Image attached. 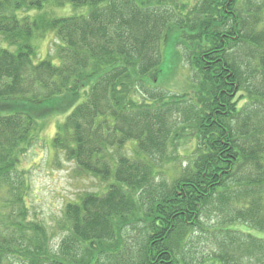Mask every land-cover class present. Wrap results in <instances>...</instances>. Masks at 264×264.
<instances>
[{"label": "trees", "instance_id": "1", "mask_svg": "<svg viewBox=\"0 0 264 264\" xmlns=\"http://www.w3.org/2000/svg\"><path fill=\"white\" fill-rule=\"evenodd\" d=\"M67 5L74 13L63 12ZM49 33L59 49L36 60V41ZM0 35V191L9 211L0 205V229L7 226L0 264H15L17 252L24 264H81L59 257L76 259L85 244L95 251L86 264H193L189 228L217 214L228 220L216 232L231 244L206 264H264V0H0ZM170 35L185 48L182 65L201 73L200 91L182 106L183 94L155 84ZM35 106L46 110L38 115ZM67 109L52 148L108 188L73 205L74 234L54 252L37 237L39 224H27L26 183L10 187L5 178L19 173L22 151L41 140L43 119ZM186 129L197 143L188 168L156 181L159 165L171 161L169 144ZM128 142H137L134 156L106 158ZM148 191L156 194L145 203L153 222L143 221L149 226L132 253L117 222L131 212V196ZM115 232L124 252L106 246Z\"/></svg>", "mask_w": 264, "mask_h": 264}, {"label": "rangeland", "instance_id": "2", "mask_svg": "<svg viewBox=\"0 0 264 264\" xmlns=\"http://www.w3.org/2000/svg\"><path fill=\"white\" fill-rule=\"evenodd\" d=\"M47 8L50 11H55V6H53L52 3L47 5ZM80 11L86 12L87 10L85 8H80L78 12ZM63 12L68 15L74 13L71 9V5H67ZM2 43L3 38L0 35V48ZM60 44L57 35L55 33H49L43 40L36 41L37 48L35 59H45L55 55ZM184 49L183 47L179 48L176 38L170 35L169 42L165 48L166 58L164 70L161 73H157L159 76L155 82L157 88L160 91H164L166 94L172 92L183 94L181 100L177 103L178 106H182L181 101L185 98L193 96L195 98V95L202 87L201 73L197 72V74H194L189 68L182 65L184 60H186L185 55L182 53ZM54 61L55 63H61L58 57H56ZM150 81L151 80H149V82ZM150 83H152V81ZM172 101L173 99L170 97L168 100H164L163 103H172ZM36 109L38 115L46 110L44 107L35 106L34 110ZM69 111L68 109L63 110L58 113L47 115L45 119H43L44 126L41 140L35 147L31 146L28 150L25 149L22 151L26 153H23L24 156L19 161V173H16V176L6 175L5 178V180L8 179L5 184L10 187H14L17 183H23V181L26 183V191L28 193L26 203L29 212V221L27 224L30 225V221L39 224L41 229L37 237L40 239L41 244L47 247V251L51 250L54 252L59 251L66 237L74 234L73 225L75 219L72 210L74 212L76 208L73 205H80L85 197H88L90 194H101L108 188V182L98 177L95 173L77 166L67 157L66 153L52 148L51 141L58 132L60 123L64 122L65 118L69 116ZM168 111H172L171 114L176 120V116L179 112L174 109ZM196 144L194 132L190 129L180 130L168 147L171 161H164L159 165L162 166L160 172L157 173L156 181L172 180V178L183 174L190 164V158L194 156L188 152H195L197 148ZM121 148H114L113 152H109L106 158L110 159V161H112V159L115 161L116 158L120 156H134V152L137 149V142L125 143ZM154 193L153 191H148V193L141 195L138 199L131 196V199H134V204L132 200L130 201L131 212L129 215L126 214L121 217L120 221H123V225H121L122 223H119V221L117 222L118 226L124 232L128 231L130 234L127 239V244L132 248L135 247V249L131 248L132 253H135L136 249L138 250L141 248L140 244H135V238L139 239L136 236L140 235L139 233L142 229H147L149 226V223L146 225L143 221H148L147 218H150L153 213L151 214V211H149L150 209L146 207L145 203L148 205V202L156 198V194ZM7 197V195H2L0 191L1 206L4 207L3 203L8 201ZM6 210L7 206L4 207L3 211L8 213L9 211ZM223 217L224 216L220 214L211 215L210 218L204 217V221H201L203 224L201 226H199L198 222H200L202 216L201 219L198 217V219L195 218L193 220V222H195L193 227L196 228V230L189 228L192 234L194 233V235H192L194 244L188 247V252H190L188 261L190 263L193 261V264H199L200 262L206 264L207 259L215 250H222V247L229 248L231 239L221 236L216 232V225H220V222L224 219L228 220ZM132 220H135L136 223ZM150 220L153 222V219L150 218ZM1 224L0 216V226ZM226 224H231V222H227ZM6 227L7 226L0 230L6 233ZM248 229L252 231L253 228L249 227ZM4 236L5 234H0L1 240H3V243H6ZM119 241L120 246H118ZM123 241L124 238L120 236L119 232H115L114 240L112 242H107L106 246L114 253L120 251L124 252ZM143 242L144 237L142 236L140 243ZM85 245L86 248L84 250L78 251L76 259L71 260V258L65 254H62V257L59 258L64 260L63 262L81 261V264L90 263L88 260L95 252L93 250L94 247L91 248L89 244ZM128 245L127 247H129ZM4 248L6 249V257L9 260H13L14 255L13 251L10 249V245L5 244ZM131 252L129 249V253ZM18 256H23V254L17 252V258ZM17 258L15 264L30 263L27 260H25L24 263L20 262ZM250 263L251 262L248 261V264ZM12 264H14V262Z\"/></svg>", "mask_w": 264, "mask_h": 264}]
</instances>
